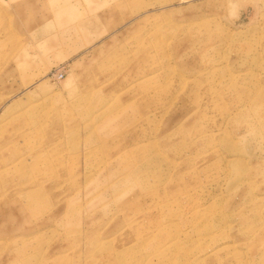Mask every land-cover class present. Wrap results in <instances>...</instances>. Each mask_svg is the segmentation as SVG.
<instances>
[{
    "label": "rangeland",
    "instance_id": "obj_1",
    "mask_svg": "<svg viewBox=\"0 0 264 264\" xmlns=\"http://www.w3.org/2000/svg\"><path fill=\"white\" fill-rule=\"evenodd\" d=\"M0 264H264V0H0Z\"/></svg>",
    "mask_w": 264,
    "mask_h": 264
}]
</instances>
